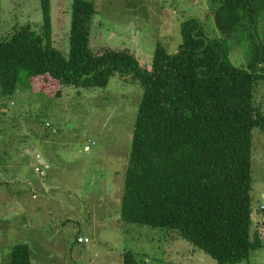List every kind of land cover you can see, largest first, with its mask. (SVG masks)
<instances>
[{
  "label": "trees",
  "instance_id": "obj_1",
  "mask_svg": "<svg viewBox=\"0 0 264 264\" xmlns=\"http://www.w3.org/2000/svg\"><path fill=\"white\" fill-rule=\"evenodd\" d=\"M209 1L218 37L188 18L176 52L157 44L147 69L127 49H90L93 0H72L64 55L53 46L50 0H37L40 24L14 27L0 41V95L12 96L21 75L27 88L46 77L76 89L105 88L114 75L138 81L120 222L175 235L217 264H238L264 248L251 232L252 131L264 134V113L254 104L264 81L257 32L264 0ZM231 42L244 48L241 66L230 61ZM122 260L139 264L130 252ZM8 264H31L28 246L15 245Z\"/></svg>",
  "mask_w": 264,
  "mask_h": 264
},
{
  "label": "rangeland",
  "instance_id": "obj_2",
  "mask_svg": "<svg viewBox=\"0 0 264 264\" xmlns=\"http://www.w3.org/2000/svg\"><path fill=\"white\" fill-rule=\"evenodd\" d=\"M71 2L50 0L53 46L64 55ZM93 2L90 49H127L143 68L150 69L157 44L176 52L180 23L188 18L199 20L207 37H218L209 0ZM40 22L37 0H0V41L14 27ZM257 32L262 40L264 21ZM230 44V61L243 65V46ZM43 79L27 88L21 75L12 96L0 95V264H8L17 244L28 246L31 264H123L126 252L139 264H217L175 235L119 220L142 96L138 81L114 75L105 88L76 89ZM254 104L264 113V81L255 86ZM251 171V232L264 242V134L257 129ZM238 264H264V248Z\"/></svg>",
  "mask_w": 264,
  "mask_h": 264
},
{
  "label": "crops",
  "instance_id": "obj_3",
  "mask_svg": "<svg viewBox=\"0 0 264 264\" xmlns=\"http://www.w3.org/2000/svg\"><path fill=\"white\" fill-rule=\"evenodd\" d=\"M51 23H52V18H51ZM52 28H54L53 27V25H52ZM3 109H5L4 107H2ZM0 112H1V110H0ZM36 158H37V160H40V161H42V157L40 156V154H36ZM42 164H44L43 162H42ZM38 170V169H37ZM36 172V171H35ZM37 172H39V170L37 171ZM40 173V172H39ZM42 174V173H41Z\"/></svg>",
  "mask_w": 264,
  "mask_h": 264
},
{
  "label": "built area",
  "instance_id": "obj_4",
  "mask_svg": "<svg viewBox=\"0 0 264 264\" xmlns=\"http://www.w3.org/2000/svg\"><path fill=\"white\" fill-rule=\"evenodd\" d=\"M35 171L37 172L38 170L35 169ZM88 242L87 239H78V243H83V244H86Z\"/></svg>",
  "mask_w": 264,
  "mask_h": 264
}]
</instances>
